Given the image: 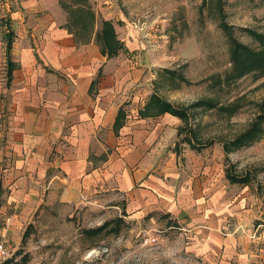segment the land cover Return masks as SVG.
Here are the masks:
<instances>
[{
	"label": "rangeland",
	"instance_id": "1",
	"mask_svg": "<svg viewBox=\"0 0 264 264\" xmlns=\"http://www.w3.org/2000/svg\"><path fill=\"white\" fill-rule=\"evenodd\" d=\"M23 1L0 0V17L24 10ZM60 2L68 7L48 10L52 16L47 18L25 17V10L22 18H12L14 41L19 42L40 21L49 27L55 22L69 26L78 41H90L93 26L78 27L70 15L76 10L70 5L76 2ZM81 7L95 13V30L101 28L102 20L111 21L117 38L127 47L113 57L117 61L110 66L114 78L133 80L129 91L138 93L139 100L125 103L131 114L154 91L176 105L215 98L219 106L236 103L239 108L233 113L193 109L176 127L177 134L165 130L160 134L164 158L159 160L177 152L184 180L195 190L188 210L180 215L132 210L126 195L113 186H97L81 202L62 200V187L53 191L43 187L37 207L18 197L10 203L13 188L5 182L7 167L1 162L0 179L6 192L0 209V239L9 243L12 255L5 264H264V131L240 149L224 151V141L247 131L264 111V75L253 71L237 79L226 77L234 66L232 37L251 48L259 45L248 29L264 33V0H81ZM223 18L228 30L221 26ZM7 30L0 27V151L17 121L13 117L17 89L12 82L7 85ZM164 67L178 70L186 80L165 78L159 71ZM181 128L184 131L178 134ZM185 137L212 143L198 151ZM52 147L50 160L69 150L64 138ZM90 156L95 166L103 165L93 151ZM227 170L248 175V180L233 183ZM120 218L99 233H88Z\"/></svg>",
	"mask_w": 264,
	"mask_h": 264
},
{
	"label": "crops",
	"instance_id": "2",
	"mask_svg": "<svg viewBox=\"0 0 264 264\" xmlns=\"http://www.w3.org/2000/svg\"><path fill=\"white\" fill-rule=\"evenodd\" d=\"M60 1L24 0V16H52L48 10H61ZM24 10H11V18H22ZM97 32L94 25L91 40L80 42L69 26L55 22L49 27L40 21L14 43L12 56L17 68L7 85L12 82L11 87L17 89L13 109L17 121L7 132V146L0 151V163L6 162L2 164L7 167L5 182L13 188L10 203L18 197L37 207L43 187L52 191L62 187V200L81 202V197L97 186H113L126 195L132 210H167L180 215L188 210L195 190L184 180L177 152L159 160L164 158L159 146L163 130L177 134L182 119L171 113L144 118L139 110L146 103L129 112L125 103L131 98L139 100L138 93L129 91L133 80L114 78L110 65L115 66L117 60L102 53L95 41ZM121 107L126 120L116 133L113 127ZM61 138L67 140L69 150L50 160L52 146ZM92 151L103 165H94ZM3 188L4 199V184Z\"/></svg>",
	"mask_w": 264,
	"mask_h": 264
},
{
	"label": "trees",
	"instance_id": "3",
	"mask_svg": "<svg viewBox=\"0 0 264 264\" xmlns=\"http://www.w3.org/2000/svg\"><path fill=\"white\" fill-rule=\"evenodd\" d=\"M76 2L75 5H70L74 7L76 10L73 12L74 14H70L73 16L75 24L78 25V27L87 26L88 23L91 24V26H94V23L96 22V15L92 11H89L88 9L81 7V0H74ZM219 3V0H218ZM63 4V3H62ZM69 6V7H70ZM62 7L65 9L67 8V4H63ZM220 11L221 13H224V9L222 7V4H220ZM11 16L6 15L0 17V27L3 29H8L6 38H7V48H6V57H7V67L6 71L8 72L9 80L12 78L13 70L17 68V63L13 60L12 56V49L14 47V40H15V31L13 29V26H11L12 18ZM224 19V18H223ZM222 20L221 26L224 30L229 29V24L224 22ZM248 33L253 35L255 39L259 42V45L257 48H251L245 43L241 42L239 39L231 38V59L233 62V70L228 74L226 77L228 79L233 78L237 79L238 77H242L246 74H249L253 71L259 73V75H264V33L255 31L253 29H248ZM4 39V38H3ZM96 39L98 42H100L101 45V51L104 55L108 56L109 58L115 57V55L120 54V51H125L127 48L125 47L124 42L119 40L117 38V33L115 30V25L109 21V20H102V26L100 29H98ZM160 75H163L165 78L176 80H186L183 74L179 73L178 70H173L167 67L161 68ZM102 72L98 75V78H100ZM226 80V79H225ZM229 82H231L229 80ZM96 83V80L93 81L92 85ZM93 88V87H92ZM147 100L144 107L139 110V114L146 118L149 117H159L162 116V114L165 113H171L172 115L179 116L183 121H186L190 116V110L193 109H202L203 111H208V109H219L222 111H228L231 110L237 111V105L236 103L231 104H223L220 105V102L216 100L215 98H208V99H199L197 101H194L192 104L189 105H181V104H175L172 101H170L167 98L161 97L156 91H154ZM262 107L264 108V102L262 103ZM264 110V109H263ZM116 122L114 124L113 129L117 132H119V129L124 125L126 120V114L124 111V107H121L117 113ZM184 131L183 128L179 130V133L181 134ZM264 131V111L260 112L254 119L253 123L251 124V127L239 134V136L232 138L231 140L224 141V151L225 153H229L232 151H236L237 149H240V147L244 146L245 144H248L254 141L255 138L262 135V132ZM195 132V130L192 131V133ZM185 140L187 143L190 144L192 149H197L198 151L202 150L204 147L209 146L212 142L209 140L207 144L202 143H196L195 139H192L190 137H185ZM194 140V141H193ZM200 140V139H199ZM106 158V157H105ZM104 158V159H105ZM227 177L229 180L233 183H241L248 180V175H238L234 172L227 170ZM3 193L4 188L3 184L0 181V207L2 205L3 200ZM168 214V212H166ZM119 220H109L104 223V225H101L94 229H89V232L93 233H99L105 229L106 226H108L110 223L114 221H120ZM29 227L32 226L31 223H29ZM25 237L22 238L24 240ZM19 253V252H18ZM18 264V263H17Z\"/></svg>",
	"mask_w": 264,
	"mask_h": 264
},
{
	"label": "built area",
	"instance_id": "4",
	"mask_svg": "<svg viewBox=\"0 0 264 264\" xmlns=\"http://www.w3.org/2000/svg\"><path fill=\"white\" fill-rule=\"evenodd\" d=\"M12 258L11 247L6 240L0 239V264H5Z\"/></svg>",
	"mask_w": 264,
	"mask_h": 264
}]
</instances>
